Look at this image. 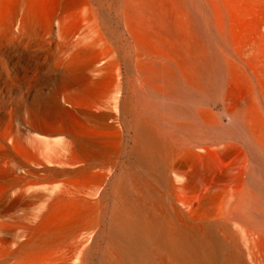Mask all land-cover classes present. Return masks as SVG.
I'll list each match as a JSON object with an SVG mask.
<instances>
[{
  "label": "bare ground",
  "instance_id": "bare-ground-1",
  "mask_svg": "<svg viewBox=\"0 0 264 264\" xmlns=\"http://www.w3.org/2000/svg\"><path fill=\"white\" fill-rule=\"evenodd\" d=\"M0 264H264V0H0Z\"/></svg>",
  "mask_w": 264,
  "mask_h": 264
}]
</instances>
